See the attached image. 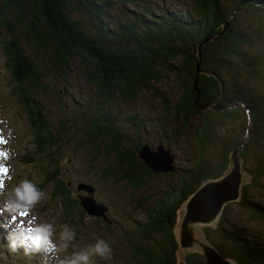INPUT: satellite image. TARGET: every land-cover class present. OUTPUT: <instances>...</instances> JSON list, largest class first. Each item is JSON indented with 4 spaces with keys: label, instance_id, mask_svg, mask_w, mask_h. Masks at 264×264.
<instances>
[{
    "label": "trees",
    "instance_id": "obj_1",
    "mask_svg": "<svg viewBox=\"0 0 264 264\" xmlns=\"http://www.w3.org/2000/svg\"><path fill=\"white\" fill-rule=\"evenodd\" d=\"M238 5L239 0H0L4 65L32 135L30 155L20 161L40 163L42 183L36 185L40 190L52 186L51 201L59 203L64 224L70 225L73 213L86 215L77 198L84 193L74 197L71 183L60 177L59 156L71 121L52 124L41 110L34 91L43 88L45 75L26 54L25 40L35 51L51 49L53 68L62 72L78 61L85 83L105 103L115 95L133 101L168 75L179 84L181 93L172 108L164 95L159 97L164 109L173 111L172 122L181 125L178 132L183 134V128L196 121L197 156L192 167L179 170L152 206L139 204L143 220L135 222L134 232L125 239L133 263L178 264L180 208L204 182L228 171L229 156L237 149L243 164H249L244 173L249 182L242 185L234 204L244 212L248 225L264 226V158L260 157L264 152V9ZM113 11L121 15L118 21L112 19ZM206 38L211 40L201 46L197 73L198 46ZM203 106L207 110H201ZM215 106L230 108L216 112ZM97 111V118L86 116L92 159L101 151V137H107L104 155L112 156L114 165L103 175L136 188L139 173L153 175L136 157L140 144L125 147L114 122ZM240 122L246 140L236 138L235 129L228 128ZM212 146L217 149L214 160L204 156ZM232 205H226L214 226L202 227L198 237L235 264H264V238L258 232L223 225ZM183 261L200 264L203 255L192 250Z\"/></svg>",
    "mask_w": 264,
    "mask_h": 264
},
{
    "label": "rangeland",
    "instance_id": "obj_2",
    "mask_svg": "<svg viewBox=\"0 0 264 264\" xmlns=\"http://www.w3.org/2000/svg\"><path fill=\"white\" fill-rule=\"evenodd\" d=\"M186 1L189 3V0ZM110 15L116 21L121 18L117 11L111 12ZM0 33L4 35L2 28ZM28 43L30 42L26 40L23 42L26 54L45 75L42 81L43 88L34 91L41 110L52 124L57 125L59 121H71L68 124L69 131L64 138L59 156L60 177L65 183H71L70 189L74 197L78 195L76 186L79 182L93 185L95 187L94 198L98 203L107 206V217L111 222L107 224L87 215L80 216L78 213H73L69 226L75 229L76 237L69 242L66 250H61L57 254V260L49 259L48 264H59V260L68 258L74 252L94 244L97 238L104 239L111 245L113 256L109 260L92 257L95 264H135L131 260V252L125 239L134 232L135 222L140 223L143 220L144 215L139 204L143 207L152 206L169 189L179 170L192 167L197 156L194 142L196 121H192L185 129L183 128V134L178 132L177 128L180 124L172 122L173 111L170 109L167 112L159 97V94L164 95L172 108L173 102L181 93L179 84L173 75H168L160 83H154V89L141 91L133 101H125L120 95H115L110 102L105 103L103 98H99L96 91L85 83L78 61L71 62L69 67L62 72L53 68L51 49L44 47L35 51L30 45L29 48ZM175 63L178 64V61ZM12 80L5 68L0 46V120L5 122L0 124V129L4 130L3 134L6 139L8 129H12L11 138L6 145L2 146L9 149L10 155L7 161H4L8 170L0 171V180L4 181V194L0 195V208H3L12 188L20 180L28 179L34 184L42 183L40 163L31 164L20 161L26 153L30 155L32 135L26 114L13 96L14 83ZM97 109L114 122L113 125L123 137L125 147H136L139 143L141 148L146 143L155 148L162 143L166 149H170L175 157L176 173H172V176H169V173L168 176L161 174L146 176L139 173L140 183L136 188H132L128 183H116L104 176V172L114 165L112 156L104 155V148L108 146L109 139L105 136L101 137V151L95 159H92L94 150L87 136L89 119L86 116L97 118L99 114ZM230 127L235 129L236 138L242 137V140H246V137L242 136L244 128L241 122L234 127L228 126ZM218 131L222 135L223 130L218 129ZM222 139L224 141L226 136H222ZM216 151V147H209L204 154L205 158L214 160ZM238 155L243 169L242 188L244 183L249 182L248 176L244 174L249 164L244 165L239 152ZM260 157L264 158L263 151ZM261 184L264 186V181H261ZM51 188L50 185L44 187L42 191L45 197L32 208L27 217H18L16 223L10 224L12 214L9 212L5 211L0 215V264H42L44 259L42 252L26 256L23 249L12 252L8 247L9 232L16 227L17 223H20L21 219L27 224L32 215L38 217L37 223L52 224L54 228L52 240L54 243H60L61 227L66 224L62 222L59 203L51 201ZM255 198L260 199L256 193ZM185 202L179 210V218L182 216ZM234 203H231L233 205L223 225L225 227L247 226L264 238V226L248 225L244 212ZM179 251L178 260L181 262L183 256L189 251L181 249Z\"/></svg>",
    "mask_w": 264,
    "mask_h": 264
},
{
    "label": "water",
    "instance_id": "obj_3",
    "mask_svg": "<svg viewBox=\"0 0 264 264\" xmlns=\"http://www.w3.org/2000/svg\"><path fill=\"white\" fill-rule=\"evenodd\" d=\"M245 4H252L264 9V0H239L238 7ZM226 27L227 25L224 29ZM210 40L211 38H206L198 46L197 73H199L201 46ZM227 107L230 108V106H215L212 109L221 112ZM200 109L207 110V106L200 107ZM241 147L243 148V145ZM238 152L239 149L230 154L227 173L204 182L188 197L182 210V216L179 218L176 232L179 249L183 251L198 250L203 255V262L200 264H235L232 260L222 256L214 245L198 237V233L202 227L214 226L222 216L226 205L237 202L240 198L243 169ZM136 156L153 174H171L176 169L175 158L171 155V150L164 148L162 143H159L155 148L145 143L137 150ZM77 191L84 193L77 198L79 206L87 215L101 219L107 224L111 223L107 217V206L98 203L94 198L95 187L93 185L79 182ZM178 264L188 263L179 261Z\"/></svg>",
    "mask_w": 264,
    "mask_h": 264
},
{
    "label": "clouds",
    "instance_id": "obj_4",
    "mask_svg": "<svg viewBox=\"0 0 264 264\" xmlns=\"http://www.w3.org/2000/svg\"><path fill=\"white\" fill-rule=\"evenodd\" d=\"M5 123L0 120V124ZM0 129V168L8 170L7 161L10 151L2 147L6 145L12 136V129H8L7 139ZM4 194V181L0 180V195ZM45 193L40 190L36 184L28 179H22L15 185L8 199L5 200L3 208H0V215L7 211L12 214L11 223H16L18 217H27L32 208L35 207L43 198ZM38 217L32 215L27 224L21 219L20 223L9 232L8 247L12 252L23 249L24 255L34 253H43L42 264H48L49 259L55 261L57 254L61 250H66L69 242L75 239L76 232L69 225H63L59 234L60 243H54L52 240L54 228L49 223H37ZM113 256L111 245L104 239L97 238L94 244L88 245L80 251L74 252L70 257L59 260V264H95L92 257H99L103 260H109Z\"/></svg>",
    "mask_w": 264,
    "mask_h": 264
},
{
    "label": "bare ground",
    "instance_id": "obj_5",
    "mask_svg": "<svg viewBox=\"0 0 264 264\" xmlns=\"http://www.w3.org/2000/svg\"><path fill=\"white\" fill-rule=\"evenodd\" d=\"M164 148H165V147H164ZM171 155L174 156V155L172 154V152H171ZM174 158H175V157H174ZM173 164H174V162H173ZM174 165H175V164H174ZM174 172H175V171H174ZM174 172H173V173H174ZM171 174H172V173H171ZM78 184H79V183H78ZM78 184H77V185H78ZM76 190H77V186H76ZM77 192H78V191H77ZM78 193L82 194L81 192H78ZM80 196H82V195H80ZM85 214H86V213H85ZM86 215H87V214H86ZM87 216H89V215H87ZM90 217H92V216H90ZM92 218H95V217H92ZM95 219H98V218H95Z\"/></svg>",
    "mask_w": 264,
    "mask_h": 264
},
{
    "label": "snow or ice",
    "instance_id": "obj_6",
    "mask_svg": "<svg viewBox=\"0 0 264 264\" xmlns=\"http://www.w3.org/2000/svg\"><path fill=\"white\" fill-rule=\"evenodd\" d=\"M0 171H4V172H6V169H2V168H0Z\"/></svg>",
    "mask_w": 264,
    "mask_h": 264
},
{
    "label": "flooded vegetation",
    "instance_id": "obj_7",
    "mask_svg": "<svg viewBox=\"0 0 264 264\" xmlns=\"http://www.w3.org/2000/svg\"><path fill=\"white\" fill-rule=\"evenodd\" d=\"M98 221H101V219H97Z\"/></svg>",
    "mask_w": 264,
    "mask_h": 264
}]
</instances>
